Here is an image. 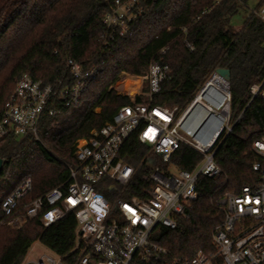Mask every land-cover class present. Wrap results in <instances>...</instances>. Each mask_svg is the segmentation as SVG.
<instances>
[{"label": "trees", "instance_id": "1", "mask_svg": "<svg viewBox=\"0 0 264 264\" xmlns=\"http://www.w3.org/2000/svg\"><path fill=\"white\" fill-rule=\"evenodd\" d=\"M113 1L0 0V121L23 74L52 85L55 91L39 121L38 138L28 133L0 141V264H20L35 241L68 264L76 261L80 244L72 213L49 227L34 218L15 229L3 224L2 202L29 176L34 197L65 182L69 168L77 166V142L131 102L114 88L120 76L145 75L153 60L173 69L172 78L154 95L153 104L180 110L216 69H229L235 122L215 153L222 175L218 179L200 177L193 208L179 220L177 229L164 230L160 244L172 256L212 249L211 233L223 220L221 210L214 207L215 198L223 192H238L257 178L252 169L256 157L253 143L264 135V98L252 97L250 89L252 84L264 82V19L258 14L264 0L238 29L231 25V17L239 2L246 0H145L131 34L106 45L102 18ZM165 47L168 49L162 53ZM68 59L85 68H100L77 105H66L68 98L60 97L75 83ZM118 85L126 91L131 81L125 77ZM125 151V160L138 167L149 148L132 136ZM201 158L183 144L171 163L192 170ZM128 190L129 194L135 192L134 183Z\"/></svg>", "mask_w": 264, "mask_h": 264}, {"label": "built area", "instance_id": "2", "mask_svg": "<svg viewBox=\"0 0 264 264\" xmlns=\"http://www.w3.org/2000/svg\"><path fill=\"white\" fill-rule=\"evenodd\" d=\"M142 1H113L102 18L108 35L106 45L131 34V26L142 12ZM258 14L264 19V6ZM186 46L194 49L190 42L186 41ZM68 67L75 83L60 97L68 98L66 105H77L100 68H85L74 59H68ZM172 76L169 65L153 60L148 72L137 76L141 78L138 90L114 86L131 102L77 142V166L69 168V177L60 186L34 197L32 178L20 182L2 202L3 224L19 229L37 218L49 227L72 213L80 244L73 264H264V135L253 143L255 182L238 192H223L214 200L223 220L211 233L212 249H200L192 256H172L159 242L166 231L177 229L179 220L193 208L200 177L218 179L222 175L215 153L235 124L230 81L216 71L183 110L153 104L154 95ZM250 91L252 97L264 98V82L252 84ZM54 96L52 85L23 74L0 121V141L28 133L38 138L39 121ZM132 136L149 148L138 167L125 160ZM183 144L202 157L192 170L171 163ZM132 183L135 192L129 194ZM44 248L40 257L26 256L20 264H68Z\"/></svg>", "mask_w": 264, "mask_h": 264}, {"label": "rangeland", "instance_id": "3", "mask_svg": "<svg viewBox=\"0 0 264 264\" xmlns=\"http://www.w3.org/2000/svg\"><path fill=\"white\" fill-rule=\"evenodd\" d=\"M263 0H246V1H240L238 4V10L237 12L231 17V25L238 29L241 28L244 25L246 17L256 8V6ZM125 75V76H124ZM127 77L131 81L130 88L135 85L138 82V78L136 75H131V74H126L123 73L121 75L120 80L118 83L115 85L119 87V82L121 81L122 78ZM45 252V248L39 241H35L31 248L28 251L27 254V259H33V258H38L42 255V253Z\"/></svg>", "mask_w": 264, "mask_h": 264}, {"label": "water", "instance_id": "4", "mask_svg": "<svg viewBox=\"0 0 264 264\" xmlns=\"http://www.w3.org/2000/svg\"><path fill=\"white\" fill-rule=\"evenodd\" d=\"M216 72L219 75L223 76L225 79H227V80L230 81L231 75H230V70L229 69H226V68H218V69H216ZM2 163H3V160L0 158V168L2 166Z\"/></svg>", "mask_w": 264, "mask_h": 264}, {"label": "bare ground", "instance_id": "5", "mask_svg": "<svg viewBox=\"0 0 264 264\" xmlns=\"http://www.w3.org/2000/svg\"><path fill=\"white\" fill-rule=\"evenodd\" d=\"M125 76V75H124ZM123 76V77H124ZM125 78V77H124ZM138 78V82L139 83H136L135 85H133L131 88H130V86L127 88V90L126 91H132V92H134V91H136V90H138L139 89V87H140V84H141V78H139V77H137ZM198 103H199V99L197 100V105H198Z\"/></svg>", "mask_w": 264, "mask_h": 264}]
</instances>
